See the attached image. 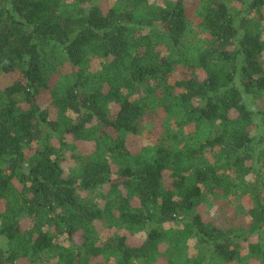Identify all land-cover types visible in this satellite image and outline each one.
<instances>
[{
	"label": "trees",
	"instance_id": "obj_1",
	"mask_svg": "<svg viewBox=\"0 0 264 264\" xmlns=\"http://www.w3.org/2000/svg\"><path fill=\"white\" fill-rule=\"evenodd\" d=\"M258 118L264 0H0V264H264Z\"/></svg>",
	"mask_w": 264,
	"mask_h": 264
},
{
	"label": "rangeland",
	"instance_id": "obj_2",
	"mask_svg": "<svg viewBox=\"0 0 264 264\" xmlns=\"http://www.w3.org/2000/svg\"><path fill=\"white\" fill-rule=\"evenodd\" d=\"M249 102H250V106L255 110V112H257V108L253 105V103H252V100L250 99L249 100ZM258 121H259V123H260V127H259V132L260 133H262V134H264V122L261 120V118H258ZM220 205H222V204H220ZM219 205V206H220ZM218 209V207L216 206V207H210V208H208L209 209V212H213L215 209ZM217 209H216V211H217ZM140 239V238H139ZM139 239H137L136 238V241H140ZM6 240L5 239H3L2 237H0V248L1 249H3V248H5L6 247Z\"/></svg>",
	"mask_w": 264,
	"mask_h": 264
}]
</instances>
